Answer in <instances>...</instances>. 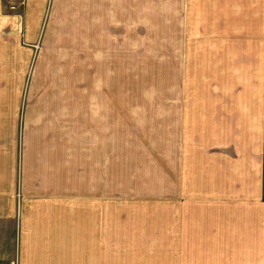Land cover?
<instances>
[{
  "label": "rangeland",
  "instance_id": "374dc122",
  "mask_svg": "<svg viewBox=\"0 0 264 264\" xmlns=\"http://www.w3.org/2000/svg\"><path fill=\"white\" fill-rule=\"evenodd\" d=\"M30 1L2 5L19 15L0 32L2 211L59 218L60 261H264V13L251 29L249 0H42L25 27Z\"/></svg>",
  "mask_w": 264,
  "mask_h": 264
},
{
  "label": "crops",
  "instance_id": "0c3cea01",
  "mask_svg": "<svg viewBox=\"0 0 264 264\" xmlns=\"http://www.w3.org/2000/svg\"><path fill=\"white\" fill-rule=\"evenodd\" d=\"M35 2L40 8L42 6V0H31L30 4L26 5L22 10L23 25L26 27V14L31 13L30 5ZM240 7V14H242V0H235V4ZM4 0H0V32L3 27H8L10 34H15L16 27L18 28L19 15H2V5ZM258 11L264 13V0H249V13H250V27L251 29H258ZM239 11L235 10V14ZM18 22V24H17ZM241 28V26L239 27ZM255 77H258L256 72ZM1 77V75H0ZM258 82L250 83L252 92L249 99V119L251 121V134L255 136L256 141L260 140V134L258 133V123L261 119L257 110L259 108L258 90L256 89ZM240 105H245L241 96L239 97ZM243 102V104H242ZM262 107V105H260ZM253 182L257 185L264 187V180L258 178V168L256 176L253 178ZM18 183V181H17ZM16 183V186H17ZM15 186V187H16ZM256 192H257V188ZM12 201V204H11ZM31 201V198H30ZM30 201L23 203L24 209L20 211V216L15 221V210L18 209L17 204L13 199L9 201V212L7 214L0 208V263L2 264H113L111 262H66L60 261L59 255L65 253L64 246L55 244V239L64 240V224L60 219L51 216L48 213V209H41L36 205L35 208L25 210L27 205H31ZM57 205V203H54ZM261 206L264 207V200L261 202ZM44 215L41 212H46ZM264 214V211H263ZM45 216V217H44ZM263 221V227L260 226V233L257 228L250 227L249 235L251 237L250 254L264 253V215L261 219ZM62 234V235H61ZM62 237V239L60 238ZM259 248V249H258ZM80 249V248H79ZM82 253V250H78ZM90 251H86L88 253ZM59 259V260H58ZM144 264V263H141ZM234 264H264V261L254 262H236Z\"/></svg>",
  "mask_w": 264,
  "mask_h": 264
},
{
  "label": "built area",
  "instance_id": "2783aa9c",
  "mask_svg": "<svg viewBox=\"0 0 264 264\" xmlns=\"http://www.w3.org/2000/svg\"><path fill=\"white\" fill-rule=\"evenodd\" d=\"M0 264H2V263H0Z\"/></svg>",
  "mask_w": 264,
  "mask_h": 264
}]
</instances>
